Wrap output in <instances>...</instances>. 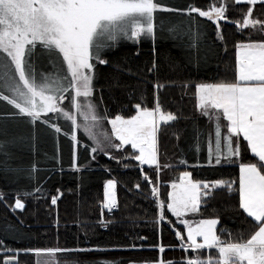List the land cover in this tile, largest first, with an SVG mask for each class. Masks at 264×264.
<instances>
[{
	"label": "trees",
	"instance_id": "1",
	"mask_svg": "<svg viewBox=\"0 0 264 264\" xmlns=\"http://www.w3.org/2000/svg\"><path fill=\"white\" fill-rule=\"evenodd\" d=\"M211 2L168 0L175 11L165 12V24L155 18L154 40L119 42L101 56L106 63L95 62V99L105 117H132L135 105L153 109L157 99L165 113L177 117L160 125L158 173L155 166L141 169L131 158L137 154L133 149L100 154L92 161L89 146L81 144L78 168H73L72 139L42 122H50L53 113L33 124L0 100V261L18 254L12 264H34L28 249L61 248L71 251L55 257L57 264H156L158 258L184 264L195 254L179 246L176 232L185 242L187 232L166 207L171 183L184 171L193 180L234 182L232 190L213 188L194 218L218 219L217 234L225 241L249 236L253 222L239 207V164L256 158L241 137L239 158L206 163L210 121L198 111L195 86L235 81L237 43L264 40V31L241 30L236 22L250 6L233 0H226L227 19L219 27L197 13L187 14L190 6L206 10ZM252 15L264 21V5L256 4ZM50 59L45 54L35 61ZM145 174L152 183L144 180ZM111 179L118 209L108 216L102 205ZM154 186L159 199L152 194ZM16 199L24 203L23 210L14 207ZM160 201L165 204L162 221ZM159 245L165 247L163 253ZM205 251L199 255L204 257Z\"/></svg>",
	"mask_w": 264,
	"mask_h": 264
},
{
	"label": "snow or ice",
	"instance_id": "2",
	"mask_svg": "<svg viewBox=\"0 0 264 264\" xmlns=\"http://www.w3.org/2000/svg\"><path fill=\"white\" fill-rule=\"evenodd\" d=\"M233 3L250 6L242 20L236 22L241 30L259 28L264 31V21L252 15L253 7L258 3L264 5V0H233ZM158 11L175 9L162 6L157 0H0V100L17 109L19 115L29 117L33 124L42 121V115L48 113H59L77 128L80 125L76 114L85 122L99 123L102 117L97 115L90 100L94 92L93 61L106 63L100 51L108 46L107 41H116L121 36L135 42H139L142 36L154 38L155 13ZM226 11V0H221L220 6H215L212 0L206 10L190 6L187 14L197 13L219 27V22L227 19ZM37 45L47 51L58 68L54 76L41 73L40 82L31 63ZM236 48L235 81L199 83L195 86V96L201 114L215 121V164H221L222 160L232 163L233 157L239 158L241 137L247 142L250 154L256 158V162L239 164L238 187L239 207L251 218L253 231L246 239L225 241L217 234L218 219H200L194 222L195 226L193 222L182 219L179 222L187 229V239L185 242V236L177 231L179 246L183 251L195 254L184 264H264V41L238 42ZM69 92L73 93L67 98L75 114L62 107ZM134 107L136 114L131 118L117 115L108 121L115 140L119 141V144L111 146L122 149L130 145L134 153H138L131 158L139 162L141 169L144 165L155 166L158 173L157 134L160 125L177 117L171 112L165 113L158 99L153 109L142 108L139 104ZM221 119L227 124L222 126ZM52 126L57 133L61 131L60 127ZM222 127L226 128L223 148ZM85 131L96 142L97 147L92 149L96 152L100 142L91 135L87 123ZM106 138L111 140V137ZM72 139L75 140L76 136L73 135ZM209 157L211 163V145ZM143 178L152 183L146 174ZM178 181L171 184V202L166 205L177 218L198 213L202 199L209 196L213 188L232 190L234 184L225 180L212 183L193 180L189 171H184ZM151 191L159 199V188L154 186ZM104 198L103 209L111 212L117 207L114 180L107 182ZM57 199L54 197L51 203L55 205ZM24 206L20 199L15 200L16 209L23 210ZM159 209L162 221L165 219L163 201L159 202ZM211 250H215V257ZM27 251L34 256L36 264V258L41 255L58 258L71 250ZM158 251L163 253L165 247L159 245ZM201 251H205L204 257L199 255ZM16 255L0 261V264H12ZM50 264H57V261L51 260ZM156 264H165V261L158 258Z\"/></svg>",
	"mask_w": 264,
	"mask_h": 264
},
{
	"label": "rangeland",
	"instance_id": "3",
	"mask_svg": "<svg viewBox=\"0 0 264 264\" xmlns=\"http://www.w3.org/2000/svg\"><path fill=\"white\" fill-rule=\"evenodd\" d=\"M159 1L160 2H158V0H157V2L159 4H161L162 6L168 7L167 4H166L168 2V0H165V4H163V2H162L164 0H159ZM157 17H159L160 19H162V23L165 24V12H159V11L156 12L155 13V18H157ZM155 21H154V23L156 25L157 23ZM161 28H162V25H161ZM155 36H156V28H155ZM154 38H148V37L142 36L140 38V40H149L150 41V40H154ZM251 41H255V40H251ZM260 41H264V40H260ZM119 42H135V41L130 40V39H127V38H125L123 36L119 37L116 41H107L106 43H107L108 46L104 47L100 51V56H102L104 54V52L110 46H112V45L115 46ZM38 49L40 51H37ZM35 53L37 55H34ZM45 54L48 55L47 54V51L46 50H42L41 47L39 45H37V48L33 52L32 57H31V63H32L33 68L35 69V72L37 74V81L38 82H40V74L41 73H43L45 75H53L54 76L56 74V72L58 71V68L55 66L56 65V62L52 58L49 60L48 63H41V62H36L35 61L38 58H39V61H40V56L45 55ZM93 63L95 64V61H93ZM236 67H237V54H236ZM94 82H95V71H94V78H93V89H94V92H93V96L90 98V100L95 105V112L97 113V115H99L100 117H102V119L99 121V123H94V122H91V121L85 122L83 120V118L81 116H79V114H76L77 115V123L80 125V127L77 128V127L72 126L71 125V122L68 121V120H66V119H64L59 113H53V117L51 118L52 120L50 122H47V124H49L54 130H55V127H53L52 125L60 127L61 131L59 133H65L71 139H72V136L73 135L76 136V139L75 140L72 139V141H73V147H74V153H73V168H78V163H79V161H78L79 160L78 148H79V145L80 144H81V146H85V145L86 146H89L90 153H91V160L92 161L98 160V155H100V154L116 153L117 151H120V150L125 149V148H130L131 149V146L130 145L124 146L122 149H117V148H114V147L111 146L113 143L119 144V141L118 140H115V137H114V135L111 132V124L108 122L111 119H114L115 117L114 118H107L99 110V108L97 106L96 99H95V86H94ZM5 94L10 95V93H8L6 91H5ZM72 95H73L72 92H69V93L66 94V99L62 102V107H64L66 110H70L71 112H73L75 114V109L74 108H71V106L69 104V99L67 98V97H70ZM197 104H198V101H197ZM9 106H10L12 112H14L15 114H18V110L17 109L13 108V106H11V105H9ZM198 111L201 114V111L199 109H198ZM48 114H50V113H48ZM47 115H42V119L44 120V117L47 116ZM203 117H205V118H207L209 120V117L204 116V115H203ZM124 118L125 119H128V118H131V117H124ZM44 121H46V120H44ZM85 123H87L88 128H89V131L91 132V135L95 137V140H97V141L100 142V147L97 148V151L96 152H93L92 149L93 148H96L97 147V144L91 138V136L89 135V132L85 131ZM220 123L223 126V125H226L227 124V121L224 120V119H221L220 120ZM210 129L211 130H210V135H209L208 145H207V158H206V163L207 164H215V134H214L215 133V121L214 120L213 121H210ZM225 133H226V128H223L222 127V141H221V147L222 148H223V143H224L223 142V135ZM106 136L107 137H111V140L107 139ZM233 143H234V146H235V138L233 140ZM210 145H211V148H212L211 163L209 162V159H210V157H209V146ZM158 159H159V155H158ZM222 162H225V161L222 160L221 163ZM144 166H148V165H144ZM107 182L105 183V186H104V192H105V188H106ZM174 182H177L178 183L179 181L177 179ZM174 182H172V183H174ZM171 192H172V188H170L169 194ZM170 202L171 201L169 199V202L168 203H170ZM195 214L196 213H189L188 215L182 216V217H179V218H177L173 214L172 215L174 217H176L178 223H180L179 221L182 220V219H187L190 222H193V226H195V223L194 222L199 220V219H195L194 218V215ZM181 225H183V224H181ZM184 228H185V230L187 232V229H186L185 226H184ZM37 260H38V264H50V261L51 260H55V257H48L46 254H44V255H41L40 257H37Z\"/></svg>",
	"mask_w": 264,
	"mask_h": 264
},
{
	"label": "built area",
	"instance_id": "4",
	"mask_svg": "<svg viewBox=\"0 0 264 264\" xmlns=\"http://www.w3.org/2000/svg\"><path fill=\"white\" fill-rule=\"evenodd\" d=\"M118 209V204H117V207L116 208H114L111 212H109L108 210L106 211V214L108 215V216H111V215H113V213L115 212V210H117Z\"/></svg>",
	"mask_w": 264,
	"mask_h": 264
},
{
	"label": "water",
	"instance_id": "5",
	"mask_svg": "<svg viewBox=\"0 0 264 264\" xmlns=\"http://www.w3.org/2000/svg\"><path fill=\"white\" fill-rule=\"evenodd\" d=\"M238 26V25H237ZM12 262H15V260H13Z\"/></svg>",
	"mask_w": 264,
	"mask_h": 264
}]
</instances>
